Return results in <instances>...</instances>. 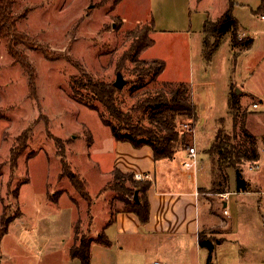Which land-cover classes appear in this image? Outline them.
<instances>
[{
	"label": "rangeland",
	"instance_id": "obj_1",
	"mask_svg": "<svg viewBox=\"0 0 264 264\" xmlns=\"http://www.w3.org/2000/svg\"><path fill=\"white\" fill-rule=\"evenodd\" d=\"M8 1L17 31L29 36V43L19 42L17 50L32 64L36 78L32 93L28 73L14 61L8 51V37L0 31V220L2 215L12 220L0 239V264H70L67 240L73 233L75 243L96 237L89 216L103 212L100 202L111 198L113 211L121 209L126 197L108 186L117 141L99 112L103 111L115 128L119 123L93 93L81 87L89 78L113 85L119 74L125 83L117 89L116 104L144 127L149 126L148 112L139 107L144 100L172 85L184 84L192 90L198 120L193 124L186 116L175 119L179 132L192 126L188 148L176 142V154L194 147L202 160L204 179L212 181L219 174V182H226L219 190L229 187L231 191L235 170L227 163L236 157L224 162L221 172L218 167L217 173L212 172L207 151L218 131L227 150L244 149L247 139L255 140L260 160L239 165L253 193L231 196L228 210L236 221L235 228L228 233V242L214 249L210 264H264V209L258 211L255 205L257 195L264 208V189H260L264 177H259L264 172V118L260 117L264 114L250 109L251 101L261 97L264 89V44L261 48L259 43L264 9L254 13L260 4L264 7V0H121L117 5L114 0ZM231 2L235 3L232 14L239 22V39L248 38L243 33L248 31L255 44L235 55L231 31L223 39L217 37L218 46L207 58L200 52L203 25L206 20L219 19ZM152 21L154 30L149 36L154 44L141 53L140 59L164 62L155 82L151 74H145L146 63L134 62V37L128 33L138 27L137 31L143 32ZM215 42L213 37L209 39L210 44ZM205 48H209L207 44ZM231 82L245 85L258 95L248 96L241 92V86L236 87V126L228 108L226 87ZM23 133L28 136L24 149L17 141ZM126 133L121 129V134ZM21 149L14 166L13 156ZM63 161L85 181L90 202L61 174ZM211 181L203 182L199 189L202 195L215 196ZM76 219L77 234L72 226ZM211 238L222 241L218 235ZM129 244L130 249L119 253L115 247L106 249L102 258L109 264L153 262L151 244L142 248L133 240ZM201 250L199 256L194 255L195 251L191 254L189 248L173 242L170 252L175 264H207L208 251ZM99 256L96 253L92 264H100Z\"/></svg>",
	"mask_w": 264,
	"mask_h": 264
},
{
	"label": "trees",
	"instance_id": "obj_2",
	"mask_svg": "<svg viewBox=\"0 0 264 264\" xmlns=\"http://www.w3.org/2000/svg\"><path fill=\"white\" fill-rule=\"evenodd\" d=\"M121 0H114L115 5H117ZM227 11L220 16L216 21L206 20L203 25V45H208V49L203 47V54L205 57L210 58L217 47L218 38L222 37L232 31V49L236 52H241L243 50L249 49L251 45V39L242 38L239 39L237 34V22L232 15V6ZM10 3L8 0H0V31L5 33L8 37V51L15 62H17L25 72L28 73L29 80L32 86V93L35 92V78L36 73L32 64L17 50V45L19 42L21 44L29 43V36L26 34H20L17 31L15 23L17 20L13 19L9 15ZM264 9L262 4L259 5L258 9L254 12L259 14L260 10ZM146 30L143 32H138V28L129 30L128 33L132 34L134 37L132 50L134 51L133 59L134 62H143L140 59L141 53L151 47L154 44V40L149 36L150 32L154 30L153 21L147 24ZM144 29V28H143ZM31 37V36H30ZM213 37L216 42L214 44L209 43V39ZM33 38V37H31ZM35 39V38H33ZM45 58H47V53L44 51ZM147 64L145 74H151V80L154 82L157 80L158 76L164 70L165 64L162 60L153 59L149 62H143ZM81 87H85L88 91L93 93V95L98 100L99 104L105 109V111L115 119L119 124L115 128L111 122L106 119L103 115V111L99 112L104 124L110 126L112 134L116 141L128 142L135 148H141L142 146H149L152 149L154 161L160 160H173L176 155V148L174 143L180 142L183 148H188L190 129L192 128L190 124L189 130L179 132L175 127V119L179 116H186L193 120V124L197 122V107L194 104L191 96L190 89L187 85L180 84L179 86H168L165 92L156 94L154 96L148 97L139 106L147 113L149 120V126H141L134 122L133 115L129 111H124L116 104L115 94L117 89L112 84H107L105 82H94L90 78L86 80V83ZM238 96L234 91L231 92L228 98V108L233 114L234 125L236 126V121L239 117V108L237 102L234 100ZM87 107L91 109L98 110V107L92 104H86ZM244 125V124H243ZM121 129L127 131L126 134H121ZM247 138H251L250 135H246ZM18 145L21 144V148H25V144L28 141L27 134L23 133L17 137ZM226 142L222 140V132L218 131L216 134L215 142L210 146L207 153L211 157L212 172L217 173L218 170L221 172L222 165L227 160L231 159L232 156L236 157V161L228 162L227 167L235 170V189L236 191L247 190V182L242 177V172L240 164L243 162H253L256 163L260 159V154L257 152L256 143L254 139H247L244 149L227 150ZM22 149L13 156V165L16 166V159H18ZM61 174L68 178L72 187L80 194V196L85 200L90 202V194L86 189L85 181L80 178V176L74 173L70 166L63 161ZM133 172H125L120 169H114L112 172V179L108 186L111 190L116 191L119 196L124 195L126 198L122 200L123 210L135 214L141 224H145L149 220V202L147 199V191L151 186L150 180H136L134 178ZM217 176V177H216ZM219 174L215 175L212 179V187L215 185L217 188H213V193H224L230 191L229 187L221 189L226 182H219ZM225 181V180H224ZM137 191L140 195L138 196V202L134 200V192ZM58 199H55L57 201ZM12 220L4 219L3 215L0 220V239L7 233L8 226ZM75 228V234H77ZM99 243L105 246H110V241L104 236L103 233L99 234L95 239L86 240L82 238L79 243H75L71 246L69 250L70 257L72 259H78L81 264H89L91 260V245L92 243ZM198 243L201 248L208 251V263H211V258L214 253V240L211 236L205 234V232H200L198 234Z\"/></svg>",
	"mask_w": 264,
	"mask_h": 264
},
{
	"label": "crops",
	"instance_id": "obj_3",
	"mask_svg": "<svg viewBox=\"0 0 264 264\" xmlns=\"http://www.w3.org/2000/svg\"><path fill=\"white\" fill-rule=\"evenodd\" d=\"M233 18L237 22L238 34V30L240 31L238 29L239 22L234 16ZM243 33L247 34L248 38L251 39L249 49L252 48L255 44V37L248 31ZM226 35L222 36L221 39ZM260 36L259 43L261 47V44H264V30L261 31ZM200 41V52L204 55L203 36ZM261 71L264 73V66H262ZM240 86L236 82L229 83L226 87L227 98H229L232 91H235L237 94L239 93L236 87H240L241 92L248 96H258L253 90L244 87L245 85ZM261 94H264V89ZM192 96L194 97V94ZM252 112L256 113L260 111ZM261 113L264 114V112ZM257 115L255 114L254 116ZM260 117L264 118V115H260ZM262 121L264 122V119ZM186 157L187 151H183L177 153L173 160L154 161L152 149L149 146L135 148L128 142L117 141L113 169L110 171L111 176L113 170L116 168L125 172H133L134 174L148 175V178L145 180L151 181V186L147 191L149 220L145 224H141L135 214L123 210V204L121 209L113 211L114 206L110 202L111 198H108V201L102 200L100 203H103V206H101L103 212L96 217L93 216L95 214L88 216L91 217V228H94L96 237L103 233L110 241V246L92 243L89 264L96 261V253L100 254V264H109L108 259L102 258L105 254L104 251L114 247L115 253L130 249L131 244H129V241L131 240H133L137 247L141 245V248L142 246L146 247L147 244H151L150 241H153V245L151 244L154 253L153 261L162 260L169 264H175L173 261L174 255L170 252L173 242H176V244L185 249L189 248L191 254L195 251L193 254L199 256L202 250L198 243V234L202 231H207L212 235L211 237L218 235L219 238H222V241H214L215 249L220 248L228 242V233L233 232L236 224L235 219L229 217L230 212L228 207L229 202L231 203V196L253 193L250 180L245 179L243 176V179L247 182V190L245 191H236L234 181L231 191L224 195L217 193L214 197L202 195L199 191L200 187L203 185V182L209 184L211 179H204L200 173L203 166L199 155V164L194 169H186L181 165ZM259 177L263 178L264 172ZM255 187L258 189L260 186L256 185ZM260 189L263 190L264 187L261 186ZM255 205L258 211L264 209L263 202L257 195L255 197ZM97 218L100 220H97ZM76 222L77 219L73 221L72 226L74 228L77 226ZM73 235L74 233L67 240L68 254L71 246L75 244ZM96 237L90 239H95ZM68 257V263L81 264L78 259H72L70 254Z\"/></svg>",
	"mask_w": 264,
	"mask_h": 264
},
{
	"label": "built area",
	"instance_id": "obj_4",
	"mask_svg": "<svg viewBox=\"0 0 264 264\" xmlns=\"http://www.w3.org/2000/svg\"><path fill=\"white\" fill-rule=\"evenodd\" d=\"M260 19L264 21V13L260 14ZM250 109L252 111L264 112V94L261 97L254 98L250 103ZM199 164L198 154L194 147H191L187 151V157L182 161V166L186 169H194ZM257 165V164H256ZM253 167H250L252 170ZM136 180H145L148 175L137 173L134 175ZM226 213V210H225ZM152 264H169L168 262L162 260H154Z\"/></svg>",
	"mask_w": 264,
	"mask_h": 264
},
{
	"label": "water",
	"instance_id": "obj_5",
	"mask_svg": "<svg viewBox=\"0 0 264 264\" xmlns=\"http://www.w3.org/2000/svg\"><path fill=\"white\" fill-rule=\"evenodd\" d=\"M124 80H123V78H122V75L121 74H119L118 76H117V79H116V81L114 82V86L116 87V88H122L123 87V85H124ZM237 92H239V90H237ZM134 200L136 201V202H138V192L137 191H135L134 192Z\"/></svg>",
	"mask_w": 264,
	"mask_h": 264
}]
</instances>
